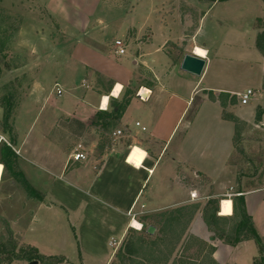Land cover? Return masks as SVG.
<instances>
[{
    "label": "rangeland",
    "instance_id": "rangeland-1",
    "mask_svg": "<svg viewBox=\"0 0 264 264\" xmlns=\"http://www.w3.org/2000/svg\"><path fill=\"white\" fill-rule=\"evenodd\" d=\"M79 1L68 0L73 6H79L81 4ZM84 1L91 3V0ZM213 5L216 6L213 11L203 18L206 11ZM92 7L93 3L88 9ZM105 8L109 11L99 18L101 10ZM89 10L84 11L83 14L86 15H81L82 20L84 16L89 15ZM94 18L100 19L103 23L96 26V22H93L92 27L96 28L97 37L94 38L91 35L90 37L97 44L94 49L100 54L102 52L98 45L103 46V52L107 54L106 59L109 60V65L123 64L127 68H132L131 57L136 56L138 50L142 49L146 52L148 49L149 56L145 60L150 69H155L162 85L169 89L170 93L175 92L176 96L184 102L188 98L189 87L199 78L189 76V80L186 81L181 78L184 74L173 69L170 64L178 63V58L184 52V42L187 43L190 36L195 35L198 31L197 25L202 20L201 27L206 30L207 34L204 37V32H202L193 41L203 42L212 55L210 56L211 63H208L201 77L202 82L200 83L202 84L197 87L199 94L196 97L206 101L207 92H202L205 89L209 92L212 89L235 90L239 94L250 90L252 95L246 105H238L236 98L237 106L235 105L233 110L232 108L227 109V111L232 110L235 118H242L249 122L247 124L239 120L241 125L237 126L238 128L233 126V143L236 140L237 145L243 150L242 155L246 158L253 154L264 156V119H262L264 118V111H262L264 109V88L261 86V58L254 47V35L264 30V2L258 0H248V2L228 0L220 3L216 0L214 2L208 0H105ZM216 20H221V25H218L220 23ZM256 23L260 26L259 29ZM76 41H81L80 35L50 15L46 10V0H0V160L4 159L9 164V169L3 172H1L0 165V174H2L0 176V244L14 245L17 255L27 257L31 254L30 248H35L39 255L30 261L13 260L9 264H30L31 262H36V264H98L78 253L73 231L67 226V213L59 208L53 210L43 208L50 206L46 196L47 191L56 192L51 180L55 172H60L61 165L66 160L68 152L72 150L71 148L74 147L73 152L85 150L89 155L98 159L97 156L106 150L104 148L113 145L115 140L111 134L105 135L100 132L99 142L87 143L88 146H84L83 141L76 142L74 136L77 131L66 127L64 119L60 117L59 120H55L57 115H60H56L57 109L47 104L40 110L41 101L39 105H35V101H39L41 95L40 92L33 94L34 89L41 84L42 86L46 84L48 88L51 87V90L54 89L56 83L60 84L64 90L70 88L67 78L71 75L65 67L73 65L70 55ZM115 41H120L123 46L126 45L125 56H116L113 53ZM194 42L191 41L193 44ZM77 53L78 51L73 52L75 58L78 57ZM91 64L95 67H108L107 63H100L98 60L91 61ZM142 70L141 66L134 67V75ZM78 80L80 79L76 76L74 81L78 82ZM99 82L102 86L106 84L105 81L104 83ZM137 84L139 85L140 82ZM78 87L77 96L83 92L80 83ZM130 89L135 90V86L124 90L126 91L125 97L131 91ZM55 96V93L48 95L53 99L50 100L51 102L62 101L67 94L56 99ZM191 99L193 100V97ZM133 100L136 105H140L137 99L133 98ZM111 106L112 103H110ZM259 107L262 108L261 118L255 123L253 116L255 117ZM190 109L189 105L170 139L166 159L171 158L175 153L180 154L182 158H190L192 164L186 166L182 164L181 173L185 172L188 175L189 171L195 170V172L205 174L212 180L211 190L219 186V183L228 185L230 175H235V178L232 176L234 181L232 183L235 189L237 186L239 188L236 167L218 168L228 150L231 149L233 124L223 122L219 118L221 110L216 101H206L198 115L196 111L195 116H191ZM139 115V108L133 106L125 114V121L135 133L141 134L140 128L134 127L135 121H142ZM52 118H54L51 121L52 126L47 132L46 143L43 144L35 137L46 132V123ZM96 120L94 114V119L90 121ZM190 122L193 123L186 131L185 127ZM141 124L148 126L143 122ZM13 126L21 138L26 133L31 134L42 152L59 158L60 167H54L52 173L47 171L44 173L32 168L18 157L12 162V159L6 156L4 146L8 147L5 140L10 141ZM64 128L69 129V136L67 133L63 134ZM92 156L85 158L84 162L82 160L79 162L80 165L85 164L88 167L87 172L83 174L92 173L96 162ZM77 167L67 162L63 178L68 179L67 174L70 176L82 174L83 169L78 170ZM172 171L171 167L165 168L162 162L155 169L154 175L146 182L148 189L166 178L174 180ZM11 173H17V175L10 177ZM256 175L260 177V180L252 183L251 186L264 187V161L260 163ZM236 182L238 185L235 184ZM167 186L169 185L165 183V188ZM26 187L31 188V193ZM146 194L147 191L144 195ZM164 195L169 198L173 194L164 190ZM259 196L260 194L249 195L247 202L250 203L252 199H255L254 201L260 205L257 207L258 212L253 216V226L264 248V201L261 200L258 203L259 198L262 197ZM143 202L140 200L136 211L141 210ZM84 205V202H80L79 207L76 205L72 210L78 208L76 214L79 215L80 207ZM40 207H42L41 210H39ZM201 207L197 209V213L184 228L182 238L177 240L174 237H177L183 225L173 235V232L163 229L161 223H155L154 226V223L152 225L149 220H143L146 215H158L161 212L153 214L140 212L135 216V221L141 224L142 230L144 229L142 233L148 226L154 227L153 236L156 234V243L155 246L142 244L144 253L134 257L135 263L131 264L141 262L143 264H253L254 259L259 260L260 257H264V253L259 252L254 240L246 241L241 246L236 245L237 247L222 244L217 239L214 240L199 215ZM233 225L234 222L228 221V223L220 224L219 227L227 234ZM134 231L140 233L141 230ZM119 246L117 247V239H111L106 249L110 252L113 249L116 251ZM103 249L106 250L104 246ZM146 249L151 252L155 251L154 256H149L147 254L149 252H145ZM211 249L214 250L213 253ZM2 256L0 255V264H7L2 260Z\"/></svg>",
    "mask_w": 264,
    "mask_h": 264
},
{
    "label": "crops",
    "instance_id": "crops-1",
    "mask_svg": "<svg viewBox=\"0 0 264 264\" xmlns=\"http://www.w3.org/2000/svg\"><path fill=\"white\" fill-rule=\"evenodd\" d=\"M216 1H218V3L222 2L219 0ZM239 1L248 2V0ZM79 2L81 3L79 6H73L68 0H46V10H48L50 15L59 19L62 24L80 35L81 41H76L72 54L70 55L73 65L71 67H65L68 68V72L71 75L67 78V84L70 88L64 90L60 84L56 83L54 89L51 90V87L48 88L49 86L47 87L46 84L43 86L41 84L37 87L38 89H34L33 94L36 95V93L40 92L41 95L39 101H35V105H39L41 101L40 110L47 104H49L51 108L57 109L56 115H60H57V119L55 120H59L60 117L64 119L66 127L68 126V128L77 131V134L75 136L73 135L76 142L83 141V145L88 146L87 143L92 142V144H94V142H99L101 139L97 120L90 121V119H94V114H96L97 111H109L111 108L110 103L114 105L115 103L122 102L124 99H128V105L120 117L119 125L113 130V133L116 130H120L122 135L120 137H114L115 140L113 145H110V150L108 152H103L100 156L95 155L98 159L89 155L85 150H79V152L84 155V159L88 156H92L96 160L92 173H89V175L83 174L88 170L87 165H80V161L72 163L70 157L74 147L68 152L66 160L61 165L59 164V158H54L49 153L42 152L39 149V146L36 144V139L32 138L31 134L26 133V135L21 138L14 126L12 134L9 137L10 141L7 142V140H4L18 159H21L34 169L44 173L46 171L52 173L54 167H60L61 165L60 172H55L53 180H51L56 192L47 191L46 196L50 206H45L43 208L45 210L59 208L67 213V226L73 231L76 248L80 255H85L92 261L98 262V264H110L115 250L113 249L110 252L107 251L106 247L109 245L111 239H117V247L120 245L128 229H131L132 221H135L136 217L132 218V215L137 216L140 212L143 214H153L190 204L204 206L209 199H217V215L220 216L219 212L221 210L222 200L227 199L231 203V212L230 215L222 217H230L233 213L232 198L234 196L228 198L226 195L229 193L235 194L233 190L234 181L232 180V176L235 178V175H230L228 177V185L225 186V184L219 183V186L211 190L212 180L205 174L195 172V170L189 171L188 175L185 172L181 173L182 164H184V166L192 164L190 158H182L180 154L175 153L171 158L166 159L170 139L190 105L191 98L199 94V88L197 87L202 84L200 83L201 77L208 63H211L210 56L212 53L210 49L203 42L196 43L193 41L194 38L196 40L202 32H204V37L207 34L206 30L201 27L202 20L197 25L198 31L195 32V35L190 36L187 43L184 42V52L180 55V58H178V63L170 64L173 69L184 74L181 78L187 81L189 80V76L192 75L182 72L179 68L183 56L186 54L195 55L193 49L196 47L200 48L205 53L204 57H200L206 61L202 75L189 87L188 98L184 102V100L182 101L176 96L177 94H175V92L170 93L168 91L169 89L162 85L161 79L155 69H150L145 60V58L149 56L148 49L146 52H143L142 49L138 50L137 55L131 57L132 68H127L125 65L123 66V64H115L114 66L109 65V60L106 59L107 54L103 52V46L98 45L100 47V52H102V54H100L99 51L94 49V46L97 44H95L91 38L97 37L96 28L92 27L93 22H96V26H100V23H103L100 19H95L94 15L100 9V5L105 3V0H91L93 7L90 10L88 9L89 5H91L90 2L84 0H80ZM216 6L213 5L210 7L203 18H205L209 12L213 11ZM85 10H89V15L87 17L84 16L82 20L81 15H86L83 14ZM108 11L109 10H106V8L102 9L99 18ZM230 19L231 17L229 20ZM220 21L221 20H216V22L220 23L218 25H221ZM255 37L256 35H254V40ZM191 41L194 42V44L191 43ZM141 45L143 44L141 43ZM125 47L126 45H124V49ZM76 51H78L77 58L73 55V52L76 53ZM125 54L126 51L122 56H125ZM259 57L261 58V76H264V59H262L260 55ZM96 60L100 61V63H107L108 67L101 68V66H93L91 61ZM137 66H141L144 71L142 70L140 73L138 72L137 75H134V67ZM76 76L80 79L78 82L74 81ZM193 77L194 76L191 78ZM149 79L151 81H149ZM99 81H102V83L105 81L106 84L102 86ZM138 82H140L139 85L137 84ZM78 83H80V88L83 90L79 96H77L76 92L79 88ZM116 85L121 87L120 92L116 97H111V92ZM131 86H135V90L130 89L131 91H129V94L125 97L126 91L124 90L129 89ZM48 89L50 90L48 91ZM56 90L60 91V96H57ZM208 90L211 89L208 88ZM144 91H149L150 95L145 101H141L135 96V93L140 92V94H143ZM202 92L209 91L205 89ZM210 92L215 96L219 93H226L237 98V95H239V92L235 90L212 89ZM54 93L56 95L55 99L57 97L61 98L63 94H67V96L64 97L62 101L51 102L50 100L53 99L49 98L48 95ZM103 97H106L108 101L106 107L101 109V99ZM133 98L137 99L140 105H136ZM237 100L239 105V99L237 98ZM206 101L208 102V100ZM206 101L204 100L201 106H199L197 115ZM132 104L136 106V108H139L141 122L149 126L145 127L140 121H135L134 127H136L135 124L138 123L137 128H140L141 134L139 132L135 133L127 121H125V114L133 107ZM259 108L260 110L262 109L261 107ZM232 110L230 109L231 112ZM262 111H264V109H262ZM220 114L219 118L221 119ZM237 119L249 124L248 121L242 118ZM253 119V122H255L254 116ZM53 120L54 118L46 123V132L35 137L38 141H42L43 144L46 143L47 132L50 126H52L51 121ZM223 122L228 121L223 120ZM192 123L193 122L187 124L188 127H185L186 131L190 129ZM230 124L232 125V123ZM68 128H64L63 130V134L67 133V136H69L70 133ZM142 128L144 129L143 131ZM231 132V149L228 150L222 164L218 166V168L224 166L230 167L228 163L233 153V125ZM22 156L24 157L22 158ZM84 161L82 160V162ZM67 162L78 166V170L83 169L82 174L78 173L76 176L67 174L66 176L68 179H64L63 176L65 175L63 172H65ZM162 162H164L165 168L171 167L173 169L172 173L174 174V180L166 178L154 185L151 189H148V183L146 182L149 177L151 178L154 175L155 169ZM98 163H101V165L97 171L94 172V167ZM1 172H3V167ZM0 176H2V174H0ZM216 181H218V179H216ZM165 183L169 185L166 188ZM164 190L170 191L173 194L172 197L166 198ZM146 191L147 194L144 195ZM192 193L195 194L194 199L190 198V194ZM253 194H260V196H262L261 199L259 198L258 203L261 200L264 201V187H256L253 191L241 194L245 212L251 217L254 225L253 216L258 212L259 208L257 209V207L260 205L254 201L255 199H252L250 203L247 202L248 196ZM140 200L144 201L141 205L143 208L136 211L135 209L137 204L140 203ZM80 202H84L85 205L80 207V214L77 215L78 208L72 209L76 205L79 207ZM148 206L151 208H146ZM41 208L42 207H40L39 210H41ZM104 239L106 240L105 242ZM244 243L245 242L238 244L237 246H241ZM103 246L106 250L103 249Z\"/></svg>",
    "mask_w": 264,
    "mask_h": 264
},
{
    "label": "trees",
    "instance_id": "trees-1",
    "mask_svg": "<svg viewBox=\"0 0 264 264\" xmlns=\"http://www.w3.org/2000/svg\"><path fill=\"white\" fill-rule=\"evenodd\" d=\"M208 1L214 2L215 0H208ZM219 1H228V0H219ZM259 1L264 2V0H259ZM256 26L258 27V29L260 28V26L257 25V23ZM254 41H255L254 43L255 50L260 54L262 59H264V30L256 34ZM262 88H264V76H262ZM207 95L208 98L206 99L208 101H216L219 104L221 108L220 115L222 120L232 123L235 128H238L239 125H241V122L232 115V112L227 111V109L233 108L236 105L235 96H231L226 93H219L217 96H215L211 92H207ZM203 101L204 99H201L196 96L193 97V100L190 104V108H191L190 113H192L191 116H195L196 111L198 110L199 106L203 103ZM128 102H129L128 99H124L122 102L115 103L114 105H112L111 111L96 112L95 116L97 119V125L99 126L100 132H102L105 135L113 133L115 127L119 125L120 117L124 112L126 106L128 105ZM261 113H262L261 110L258 109L255 115V122L260 121ZM109 148L110 146L104 148L106 149L104 150V152H108L110 150ZM4 149L6 151L5 152L6 156L12 159V162L17 160V156L9 147L4 146ZM242 154H243V150L241 147H239V145H237L235 140V142L233 143V153L230 156L228 163L229 166L236 167L237 169L236 172L237 175L239 176L238 178L239 188H237L238 186L236 187V189L233 188L235 194H242L256 189V186L253 187L251 186V184L260 180V177L256 175V172L257 169L259 168L260 163L264 161V156H262V154H257V155L253 154L249 158H246ZM0 164L3 167V171L9 169V164L4 159L0 160ZM100 165L101 163H98L94 167V172L97 171ZM16 175L17 173L14 174L11 173L10 177H14ZM238 182H236L235 184L238 185ZM26 189L28 192L31 193L30 187H26ZM223 201H229V200H222V202ZM232 203H233V213L230 217H222L220 215L221 212H219L220 216H218L217 215L218 200L209 199L203 207L194 204L180 206L177 208L169 209L167 211H162L158 215H146L144 217L145 219L143 220H149V222H152V225L154 223V226L155 223H161L163 225V229L173 232V235L175 234L176 230H178L181 227V225H183V227L180 228L177 237H174L177 240L182 238L184 234L183 233L184 228L197 213V209L201 207V213H200L201 218L203 220L204 225L206 226L207 231L212 234L213 236L212 238L214 240L217 239L222 244L229 245L232 247L249 240H254L258 245L259 252L264 253V248H262L260 239L254 230L252 219L245 212L242 196H234L232 198ZM229 208L231 212L230 201H229ZM223 221L227 223L228 221L234 222L233 227L227 231V234H225L226 232L224 233V231L221 230V227H219L220 224L224 223ZM143 230L141 229L140 233H136L132 228L128 229L126 235L124 236L122 242L120 243L119 248L113 254L110 264L114 262H120L121 264L135 263L133 261V258L138 257L139 254L144 253L141 247L142 244L155 246L156 234L154 236L153 235L149 236L145 232L142 233ZM146 250L147 251L145 252H149L147 253L149 256H154L155 251L151 252L148 249ZM30 251L31 254H28L27 257L21 256L15 253L14 245L2 244V243L0 244V255H3L2 260L7 264L11 263L13 260L30 261L39 256L35 248H30ZM213 251L214 250L211 249L212 253ZM140 264L143 263L141 262ZM253 264H264V257L262 258L260 257L259 260L254 259Z\"/></svg>",
    "mask_w": 264,
    "mask_h": 264
},
{
    "label": "built area",
    "instance_id": "built-area-1",
    "mask_svg": "<svg viewBox=\"0 0 264 264\" xmlns=\"http://www.w3.org/2000/svg\"><path fill=\"white\" fill-rule=\"evenodd\" d=\"M113 49H114L115 55H117V56H122L125 53L124 46H123V44L120 41H115V43L113 44ZM146 92L148 93L147 96H145V93L140 94V92H136L135 96L139 100L145 101L147 99V97L150 95L149 91H146ZM56 93H57V96H60V94H61L59 90H56ZM251 95H252V92L250 90H247L245 93L237 95V98L239 99L240 105H243V106L246 105L248 100H249V97ZM135 126L137 127L138 123H136ZM143 130L144 129L142 128V131ZM121 135H122V133H121L120 130H116L114 133H112V137H120ZM1 140H3V139L1 138ZM70 159H71L72 162H79L81 160H84V155L82 153H80L79 151L75 150L72 153ZM226 196L228 198H230L232 196H239V194L229 193ZM190 198L194 199L195 198V194L194 193L190 194ZM141 208H143V207H141ZM133 217H135V215H132V218Z\"/></svg>",
    "mask_w": 264,
    "mask_h": 264
},
{
    "label": "water",
    "instance_id": "water-1",
    "mask_svg": "<svg viewBox=\"0 0 264 264\" xmlns=\"http://www.w3.org/2000/svg\"><path fill=\"white\" fill-rule=\"evenodd\" d=\"M206 61L195 55L186 54L183 56L180 63V70L184 73L192 75L194 77H200L204 70ZM154 227L148 226L145 233L149 236H152L154 233ZM30 264H36V262H31Z\"/></svg>",
    "mask_w": 264,
    "mask_h": 264
},
{
    "label": "bare ground",
    "instance_id": "bare-ground-1",
    "mask_svg": "<svg viewBox=\"0 0 264 264\" xmlns=\"http://www.w3.org/2000/svg\"><path fill=\"white\" fill-rule=\"evenodd\" d=\"M193 51H194V54L196 56H199V57H204L205 56L204 51L201 50L200 48L196 47V48L193 49ZM201 53H203V55H201ZM117 86L118 85H116L114 87L113 91L111 92V97H116L118 95V93L120 92V88L121 87H119V89H118ZM143 93H145V96H147V94H148L145 91ZM107 101H108V99L106 97H103L101 99V109H104L106 107ZM220 212H221V215H223V216L230 214L229 201H223L222 202ZM131 228L136 230V231H140L141 230V225L138 222H136V221H132Z\"/></svg>",
    "mask_w": 264,
    "mask_h": 264
},
{
    "label": "snow or ice",
    "instance_id": "snow-or-ice-1",
    "mask_svg": "<svg viewBox=\"0 0 264 264\" xmlns=\"http://www.w3.org/2000/svg\"><path fill=\"white\" fill-rule=\"evenodd\" d=\"M201 55H203V53H201ZM119 87H120V86L118 85L117 88L119 89Z\"/></svg>",
    "mask_w": 264,
    "mask_h": 264
}]
</instances>
